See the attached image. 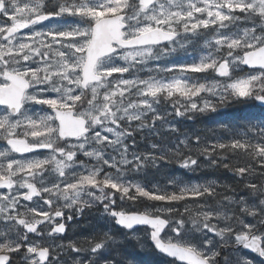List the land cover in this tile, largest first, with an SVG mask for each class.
<instances>
[{
  "label": "snow or ice",
  "instance_id": "6c2138e0",
  "mask_svg": "<svg viewBox=\"0 0 264 264\" xmlns=\"http://www.w3.org/2000/svg\"><path fill=\"white\" fill-rule=\"evenodd\" d=\"M0 264H264V0H0Z\"/></svg>",
  "mask_w": 264,
  "mask_h": 264
},
{
  "label": "trees",
  "instance_id": "16d2710c",
  "mask_svg": "<svg viewBox=\"0 0 264 264\" xmlns=\"http://www.w3.org/2000/svg\"><path fill=\"white\" fill-rule=\"evenodd\" d=\"M206 124H207V122L205 121V122H203V123H201V122H197V124L195 125L196 127H205L206 126ZM176 175H179L180 173H175ZM189 177H185V179H188ZM193 179V182H195V178L193 177L192 178Z\"/></svg>",
  "mask_w": 264,
  "mask_h": 264
}]
</instances>
